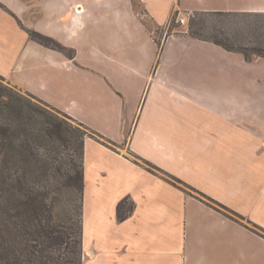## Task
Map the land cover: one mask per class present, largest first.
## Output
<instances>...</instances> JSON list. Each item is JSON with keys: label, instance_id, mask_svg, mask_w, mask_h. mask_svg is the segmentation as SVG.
<instances>
[{"label": "crops", "instance_id": "crops-1", "mask_svg": "<svg viewBox=\"0 0 264 264\" xmlns=\"http://www.w3.org/2000/svg\"><path fill=\"white\" fill-rule=\"evenodd\" d=\"M195 14L264 0H0V75L96 136L84 264H264V58L176 22Z\"/></svg>", "mask_w": 264, "mask_h": 264}, {"label": "trees", "instance_id": "trees-1", "mask_svg": "<svg viewBox=\"0 0 264 264\" xmlns=\"http://www.w3.org/2000/svg\"><path fill=\"white\" fill-rule=\"evenodd\" d=\"M30 36L62 47L37 32ZM209 41L252 59L221 41ZM255 54L264 58V49ZM5 81L0 75V264H83L84 149L90 129ZM51 181L59 207L55 217L47 206ZM126 203L119 204L120 220L133 210ZM218 205L228 217L245 220Z\"/></svg>", "mask_w": 264, "mask_h": 264}, {"label": "rangeland", "instance_id": "rangeland-1", "mask_svg": "<svg viewBox=\"0 0 264 264\" xmlns=\"http://www.w3.org/2000/svg\"><path fill=\"white\" fill-rule=\"evenodd\" d=\"M10 31L9 21L0 15V36ZM189 33L199 38L221 41L230 47L244 51L254 59L257 58L255 49H264V14H195L189 20ZM4 83L16 91L25 93L7 79ZM60 117L63 115L60 114ZM87 134L96 137L91 131H87ZM48 185L50 196L47 206L51 210V215L55 217L59 207L54 203V184L51 181ZM125 206L129 208L130 204L126 203ZM51 224L53 226L54 221Z\"/></svg>", "mask_w": 264, "mask_h": 264}, {"label": "built area", "instance_id": "built-area-1", "mask_svg": "<svg viewBox=\"0 0 264 264\" xmlns=\"http://www.w3.org/2000/svg\"><path fill=\"white\" fill-rule=\"evenodd\" d=\"M189 18L187 17H181L179 16L177 19H176V22L181 24V25H185V24H189Z\"/></svg>", "mask_w": 264, "mask_h": 264}]
</instances>
